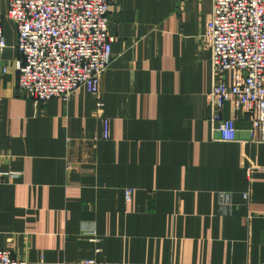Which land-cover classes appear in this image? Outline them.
I'll list each match as a JSON object with an SVG mask.
<instances>
[{"label":"crops","instance_id":"1","mask_svg":"<svg viewBox=\"0 0 264 264\" xmlns=\"http://www.w3.org/2000/svg\"><path fill=\"white\" fill-rule=\"evenodd\" d=\"M211 11L212 0H111L99 97L80 87L43 102L19 91L17 30L4 26L0 249L29 264H264V143L247 141L250 119L230 103L223 115L246 142L214 130L207 95L232 72L213 75Z\"/></svg>","mask_w":264,"mask_h":264},{"label":"built area","instance_id":"2","mask_svg":"<svg viewBox=\"0 0 264 264\" xmlns=\"http://www.w3.org/2000/svg\"><path fill=\"white\" fill-rule=\"evenodd\" d=\"M111 0H9L7 16L17 30L18 89L35 101L67 98L85 87L99 97L112 59L108 31ZM0 7V65L8 46ZM202 41L211 50L213 75L232 72V83L213 82L207 95L210 120L218 139L237 142V123L223 115L228 103L242 107L251 126L249 139L264 143V0H212ZM3 71L7 68L3 66ZM103 136L111 137L104 118ZM19 176V172L6 173ZM3 174H0V176ZM132 188L126 189L131 200ZM0 264H29L0 249ZM80 264H103L86 258Z\"/></svg>","mask_w":264,"mask_h":264},{"label":"rangeland","instance_id":"3","mask_svg":"<svg viewBox=\"0 0 264 264\" xmlns=\"http://www.w3.org/2000/svg\"><path fill=\"white\" fill-rule=\"evenodd\" d=\"M2 12L4 14V26L9 27L11 30H14L15 25L12 22L10 18H8L7 13H8V4L5 5V7L2 9Z\"/></svg>","mask_w":264,"mask_h":264},{"label":"trees","instance_id":"4","mask_svg":"<svg viewBox=\"0 0 264 264\" xmlns=\"http://www.w3.org/2000/svg\"><path fill=\"white\" fill-rule=\"evenodd\" d=\"M3 24H4V22H3Z\"/></svg>","mask_w":264,"mask_h":264}]
</instances>
